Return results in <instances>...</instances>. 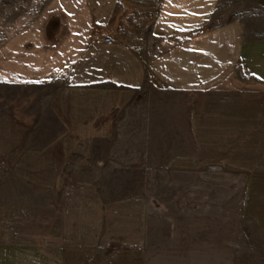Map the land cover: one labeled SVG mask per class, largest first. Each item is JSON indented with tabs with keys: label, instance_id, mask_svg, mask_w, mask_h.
Returning a JSON list of instances; mask_svg holds the SVG:
<instances>
[{
	"label": "rangeland",
	"instance_id": "1",
	"mask_svg": "<svg viewBox=\"0 0 264 264\" xmlns=\"http://www.w3.org/2000/svg\"><path fill=\"white\" fill-rule=\"evenodd\" d=\"M48 1L0 0V44ZM221 10L264 35V0ZM196 106L213 127L199 145L181 127ZM11 113L50 153L44 176L0 179V239L140 246L147 264H264V85L192 97L154 82H0V115Z\"/></svg>",
	"mask_w": 264,
	"mask_h": 264
},
{
	"label": "crops",
	"instance_id": "2",
	"mask_svg": "<svg viewBox=\"0 0 264 264\" xmlns=\"http://www.w3.org/2000/svg\"><path fill=\"white\" fill-rule=\"evenodd\" d=\"M221 4L49 0L0 44V82L61 81L71 88L108 84L136 90L154 82L192 97L215 90L241 93L252 82L264 85V35H254L234 13L226 17ZM196 107L181 126L190 132L193 145L203 144L201 130L213 129L200 118L205 111ZM24 129L18 116L0 115V179H27L39 171L44 176L45 143L30 148ZM71 139L64 138V144L76 145ZM59 143L57 137L48 146ZM38 239L1 238L0 264H147L140 246L67 245L57 235L48 245Z\"/></svg>",
	"mask_w": 264,
	"mask_h": 264
},
{
	"label": "built area",
	"instance_id": "3",
	"mask_svg": "<svg viewBox=\"0 0 264 264\" xmlns=\"http://www.w3.org/2000/svg\"><path fill=\"white\" fill-rule=\"evenodd\" d=\"M105 41L109 42V41H111V39L110 38H105Z\"/></svg>",
	"mask_w": 264,
	"mask_h": 264
}]
</instances>
